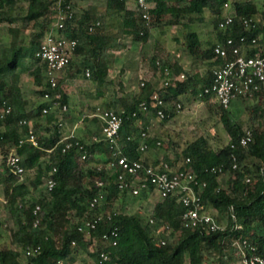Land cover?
Returning <instances> with one entry per match:
<instances>
[{"label": "trees", "instance_id": "1", "mask_svg": "<svg viewBox=\"0 0 264 264\" xmlns=\"http://www.w3.org/2000/svg\"><path fill=\"white\" fill-rule=\"evenodd\" d=\"M228 1L149 0V17H144L143 12L131 7L132 0H106L104 10L91 5L82 11H74L73 0H0V41L3 32L10 36L8 44L0 49V185L14 225L9 227V244L0 247V264H74L82 254L88 257L85 264H236L232 253L237 249V240L246 241L248 251L254 247L256 254L264 255V90L254 96L255 103L246 105L252 120L253 140L244 147L240 139L246 130L232 119L230 109L215 100L214 66L221 63L214 53L215 42L201 54V60L208 61L209 68L193 75L160 53L150 57L143 50L153 29L176 25L188 28L205 21L207 11L212 16L216 40L223 42L233 37L239 45L242 36L248 41L261 36L259 43H264V9L260 10L251 0H232L233 24L227 30L219 28L227 15ZM24 7L26 12L21 14L19 10ZM60 14L65 15V27L61 31L78 44L69 66L57 76L54 89L46 80L51 72L49 65L36 52ZM255 15L259 21L247 28L245 20ZM32 23L34 26L41 23V29L31 31L27 40ZM125 36L140 44L142 60L151 74L142 82L137 95L132 98L123 95L118 98V104L106 103L123 117L120 132L123 152L131 160L141 159V133L147 130L148 120L157 117L159 110H163L166 121L174 117L167 106L154 100L155 94L175 107L184 94L199 96L219 115L230 136L229 143L215 150L204 135L185 128L179 131L164 128L167 150L156 163L162 160L178 170L194 172L199 182L206 184L199 193L202 205L216 209L221 221L226 219L224 229L186 227L185 206L177 198H157L150 214L142 210L119 211L118 202L128 194L120 188V176L129 183L134 176L122 167L109 165L114 160L112 148L104 142L86 144L80 140L88 152L84 159L75 145L77 138L61 140L62 126L56 124L53 131L44 134L40 118L44 107L52 103L43 102L29 110L21 86L25 76L34 79L40 96L60 94L57 100L62 107L68 104L67 80L76 79L82 72L88 77L87 69L98 86L108 83L115 58L112 50L124 48L121 40ZM200 46L199 34L190 31L187 49L197 54ZM24 60L32 62L24 65ZM157 72L169 80L159 89L150 81V76ZM121 89L124 90L122 84ZM206 89L210 92L206 93ZM240 99L246 101L250 97ZM142 103H146V109ZM8 107L10 112L3 115L2 110ZM46 117L48 123L56 122L55 111ZM31 133L36 134L38 146L28 141L21 143ZM130 136L132 139H128ZM159 140L148 137L146 142L158 147ZM67 142L74 145L64 152ZM13 152L25 156L28 173L24 176L11 172L6 164ZM102 154L107 157L104 161L99 159ZM224 176H228L227 186L222 182ZM50 178L56 184L48 191L46 184ZM101 191L106 192L104 202L91 208V202ZM33 195L37 198L32 201ZM149 195L144 192L140 196ZM36 205L41 207L38 215L34 214ZM98 213L104 216L95 228L89 232L79 230L85 217ZM37 218L40 223L35 226ZM114 231L117 236H111ZM106 234L110 235L108 239L104 237ZM28 247L38 251L29 256L24 254L27 260L23 262L19 248ZM102 253H107L110 259L99 263Z\"/></svg>", "mask_w": 264, "mask_h": 264}, {"label": "built area", "instance_id": "2", "mask_svg": "<svg viewBox=\"0 0 264 264\" xmlns=\"http://www.w3.org/2000/svg\"><path fill=\"white\" fill-rule=\"evenodd\" d=\"M71 7V6H70ZM137 9L144 13V17L148 16L150 9L149 0H137ZM226 17L220 22L219 28L227 30L234 21L235 7L229 0L225 3ZM259 21V16L255 15L249 20H245L247 28L255 26V22ZM65 27V15L60 14L52 23L51 28L45 33L41 44L38 47L36 56L43 59L49 65L51 70L47 77V82L52 88L57 87V76L63 73L69 66L77 47V40L68 38L62 29ZM259 38H253L248 41L246 36H242L239 45L233 37H228L225 41L216 40L214 43V53L216 57L221 59V63L214 66V86L213 91L215 100L223 107L230 109L233 102L241 97H253L261 90H264V43H259ZM90 70H86V76H90ZM184 78V75L181 76ZM169 80H166L164 85H167ZM206 93L210 90L206 89ZM46 102L52 103L51 106H46L43 109V114L46 115L54 109H61L63 112L68 110V105L61 107L60 94L54 96L46 93L44 96ZM154 100L161 106H167V103L160 98L158 94L153 96ZM144 109L147 108L146 103H142ZM177 110H181L182 104L179 102L176 106ZM10 112V108L2 110V114ZM93 116L98 118L101 123L100 132L93 137L96 143L104 142L108 144L114 155V160L110 161L111 167H122L125 171L134 176V180L123 182V176H120L122 182L120 188L127 190V193L133 197L140 196L144 192L149 194L159 195L161 198H177V200L185 206L183 213L184 225L188 228L202 227L207 231H217L224 229V226L218 221L217 217L208 211V207L202 205L199 193L206 186L205 183L199 182L197 176L191 170H178L170 164L160 160L159 162L146 161L143 158L131 160L123 152L120 143V132L123 126V117L114 108H105L98 106ZM158 116L164 118L163 110L158 111ZM58 125L63 126V119L60 118ZM76 138L74 135L63 136L61 140L68 138ZM143 141L140 143L139 149L144 151L149 147L146 140L148 135L146 132L141 133ZM128 139H132L130 136ZM253 140V132L247 129L244 136L241 137L240 143L246 147ZM28 141L33 145L38 146L36 134L31 133L21 140V143ZM158 144H161L158 142ZM72 142H67L63 151L73 147ZM78 149L82 151V157L85 159L88 156L84 144L77 138L75 142ZM7 166L10 171L24 176L27 172L25 166V156L11 153L7 157ZM250 181V178L247 179ZM55 180L50 178L46 184L47 190L51 191L55 186ZM99 186H103L102 182H98ZM106 198V192L101 191L97 197L91 202V208L100 206ZM40 205L34 208V214L40 212ZM103 213H98L93 217H85L79 225V230L89 232L96 227L99 220L103 218ZM234 216V214H233ZM153 222V220H151ZM40 219L37 218L35 226L39 225ZM111 236H117V232H112ZM105 238L110 235L106 234ZM237 249L232 254L239 257L241 264H264V255L256 254L254 247L250 251L246 249V241L237 240L235 242ZM26 256L38 251L30 247L23 250ZM109 255L102 253L99 263L108 261Z\"/></svg>", "mask_w": 264, "mask_h": 264}, {"label": "rangeland", "instance_id": "3", "mask_svg": "<svg viewBox=\"0 0 264 264\" xmlns=\"http://www.w3.org/2000/svg\"><path fill=\"white\" fill-rule=\"evenodd\" d=\"M100 1L101 0H73V8L74 11H82L96 3L98 7L104 9L105 5ZM133 1L135 2L133 5L137 8L136 1ZM230 1L232 2V0ZM251 1L255 2L260 10L264 9V0ZM19 12L24 14L26 8H21ZM205 18V21L194 23L190 28L177 25L153 29L151 37L143 50H145L150 57L156 52L164 57H168L171 63L182 66L184 70L191 75L204 73L209 68L210 64L208 61L203 62L201 60L202 51L209 48L216 39V29L211 22L212 16L208 11L205 13ZM40 24L34 26V23H32L33 29L27 32V40L30 39L29 33H31V31H40ZM5 25L7 24H4V26ZM190 31H197L200 35L201 46L198 48L197 54L191 53L187 49V35ZM9 39V34L3 32L0 41V49L3 44H8ZM125 43L128 48L119 54L117 61L116 58L114 59L112 70L107 76V84L98 86L90 77H85L83 72L80 73L76 79H71L68 82L69 91L73 96V108L68 109L67 112H71L75 115L76 120L74 122L76 123L79 121L80 127L87 125L83 120V114L86 113L89 115L91 112H96L98 106L108 108L106 105L108 102H115L118 104V98L123 95H128L129 97H132L129 93L136 95L135 93L137 91H141L142 82L145 81L147 75L151 74L149 66L142 60L140 44L134 42L131 37L126 38ZM122 55H125V57L120 58ZM31 62V60L23 61L24 65H29ZM166 80L167 79L163 77L160 72L150 76V81L157 83L158 89L164 86ZM120 83L123 85L124 90L121 89ZM23 87L24 94L30 99L31 104L36 107L39 106L42 102V98L38 93L39 87L34 79L30 76H25ZM179 99L182 108L176 111L174 119L175 128L190 129L198 134L204 135L208 139L210 146L215 150H220L229 143L230 136L220 121L219 115L211 110L204 101H201L199 96L188 93L180 96ZM87 100L91 104L89 108H86L84 104ZM255 102L256 100L253 97H250V99L246 101L238 98L230 107L232 119L240 123L244 130L251 129L252 127V120L246 109V105ZM57 113L60 115V118L64 120V112L58 109ZM40 119L44 126L43 132L47 136L54 130V126L57 122L48 123L46 115H42ZM88 119L90 118L88 117ZM165 141L166 139L163 140V142ZM161 147L163 150H167V144L163 143ZM27 173L28 171L26 174ZM227 179L228 176L222 178L224 186H227ZM36 198L37 196L33 195L31 199L33 201V199ZM157 198H159V195L151 194L147 197H133L127 194L118 202L117 209L127 213H135L138 210H142L146 214H150ZM208 211L217 217L222 226L226 225V219L221 221L218 218V211L216 209L208 207ZM0 220L2 221V225H0L1 247L5 244H9V227L14 226L10 220L9 205L5 201L3 186H0ZM19 250L22 252L21 260L26 262L27 258L23 250L21 248H19ZM87 261V255L82 254L77 258L74 264H85ZM234 262L236 264H241L239 257H236Z\"/></svg>", "mask_w": 264, "mask_h": 264}, {"label": "crops", "instance_id": "4", "mask_svg": "<svg viewBox=\"0 0 264 264\" xmlns=\"http://www.w3.org/2000/svg\"><path fill=\"white\" fill-rule=\"evenodd\" d=\"M102 1V2H101ZM100 2L101 3H103V5H105V1L106 0H101ZM133 1V0H132ZM136 1V0H135ZM135 2H132L131 3V7L132 8H134L135 6L133 5ZM92 5H94V6H97L96 5V3L95 4H92ZM98 7V6H97ZM100 10H104L105 9V7H104V9H102V8H100V7H98ZM136 8V7H135ZM193 25V24H192ZM191 25V26H192ZM177 26V25H176ZM190 26V27H191ZM190 27H188V28H190ZM197 32V31H196ZM198 33V32H197ZM199 34V33H198ZM45 35V34H44ZM128 37H131V36H125L121 41H122V43L124 44V48L123 49H121V50H112V53H114L115 54V58H116V61H117V59H118V57H119V54H121V52L123 51V50H126L127 48H128V46L126 45V43H125V40H126V38H128ZM199 37H200V35H199ZM132 38V37H131ZM215 41H216V39H215ZM214 41V42H215ZM140 48H141V46H140ZM141 50V49H140ZM125 57V55H122L120 58H124ZM114 58V59H115ZM116 65V64H115ZM112 70V68L109 70V73H110V71ZM71 79H69V80H67V84H66V89H67V91H68V104H66V105H68V109H71V108H73L72 106V103H73V100H72V95H71V93H70V91H69V81H70ZM151 83L152 84H154V85H156V88L158 89V86H157V83H155V82H153V81H151ZM23 85H24V78H23V80L21 81V86H22V90H23V93H24V87H23ZM38 89V88H37ZM127 92H128V90H127ZM140 91H137L135 94L137 95L138 93H139ZM132 97L133 96H135L133 93H129ZM128 96V95H127ZM131 97V98H132ZM24 98L29 102V105H28V108H29V110H31V109H34L36 106H33L32 104H31V102H30V99L24 94ZM41 98H42V102L41 103H43V102H46V100L44 99V97H42L41 96ZM84 104H85V107L86 108H89L90 106H91V104L89 103V101L87 100V101H85L84 102ZM167 107H168V109L170 110V111H172L173 113H174V117L173 118H171L170 120H168V121H166V120H164V118H161V117H159V116H157V117H153V118H150L149 120H148V126H147V130L146 131H144V132H146L147 133V135H148V137L149 138H154V137H156V138H160V140H159V142L161 143V144H158L159 146L158 147H151L150 145H149V147L147 148V149H145L144 151H143V154H142V158L144 159V160H146V161H152V162H156V161H158L159 159H161L163 156H164V154L166 153V150H163V148L161 147L162 146V144L164 143L163 142V140H165L166 138L163 136V134H162V131H163V129L164 128H170V129H172V130H176V131H179V130H181V129H183V128H181V129H177V128H175L174 127V119H175V114H176V111H179V110H177V108L173 105V104H168L167 103ZM61 110V109H60ZM53 111H55V115H56V122H59V120H60V115H58V113H57V111H58V109H54ZM64 120H63V126H62V131H63V136L65 137V136H70V135H74L76 138H78V139H80V140H82V141H84L86 144H92L94 141H93V137L95 136V135H97L99 132H100V130H101V123H100V121H99V119L98 118H96V117H94L93 116V113L91 112V114H89V115H87L86 113L85 114H83V120L85 121V124H87V125H83V126H81L80 127V125H79V121H77L76 123L74 122L75 120H76V117H75V115L73 114V113H71V112H64ZM80 114V113H79ZM177 116V115H176ZM88 117L90 118V119H88ZM44 127V126H43ZM143 141V139L141 138V141L140 142H142ZM142 151V150H141ZM107 157L104 155V154H102L101 156H100V161H104L105 159H106ZM1 186V185H0ZM153 208H154V206H153ZM153 208H152V210H153Z\"/></svg>", "mask_w": 264, "mask_h": 264}]
</instances>
